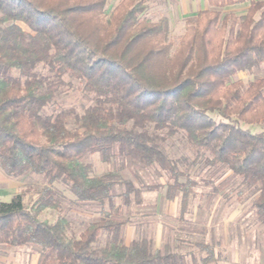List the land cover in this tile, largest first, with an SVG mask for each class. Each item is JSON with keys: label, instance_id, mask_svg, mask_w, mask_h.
Listing matches in <instances>:
<instances>
[{"label": "trees", "instance_id": "obj_1", "mask_svg": "<svg viewBox=\"0 0 264 264\" xmlns=\"http://www.w3.org/2000/svg\"><path fill=\"white\" fill-rule=\"evenodd\" d=\"M186 18L176 43L170 21L147 17L146 0H0V170L10 178L38 176L43 186L30 206L24 194L0 201V245L38 250L36 264H221L222 253L203 240L194 251L155 248L152 239L127 242L132 219L115 204L141 205L145 189L120 180L118 171L94 174L86 161L120 159L167 176L161 203L180 198L184 220L197 199V182L163 144L182 135L205 162L228 169L256 192L255 213L264 225V77L244 85L236 75L264 65V0H207ZM246 5V13L222 10ZM23 25L26 27L24 28ZM82 83L93 103L82 114L46 110ZM74 124V127H70ZM56 185L75 202L102 207V218L79 236L60 215ZM106 242L94 248L101 234Z\"/></svg>", "mask_w": 264, "mask_h": 264}, {"label": "rangeland", "instance_id": "obj_2", "mask_svg": "<svg viewBox=\"0 0 264 264\" xmlns=\"http://www.w3.org/2000/svg\"><path fill=\"white\" fill-rule=\"evenodd\" d=\"M120 1L109 0L108 10H112ZM179 1L182 0H146L147 17L153 21L167 17L171 39L176 43L185 34L187 18L180 11L183 4ZM246 10V5H240L222 10V13L242 16ZM262 77L264 65L251 73L238 74L234 80L248 85ZM66 81L69 83L68 88L59 96L58 102L46 110L47 114L69 108L82 114L93 103V96L83 91L80 81L68 77ZM70 127H74V124H70ZM251 128L261 131L264 125ZM163 146L179 162L182 171L200 182L198 197L184 220L180 215V198L173 203H161L166 193L167 176L164 173L142 165L123 168L119 158L110 165L103 164L98 155L86 158L93 165L95 175L118 171L120 180L130 181L136 187H157L155 191L145 190L141 205L132 202L128 207H124L120 197L124 188L117 185L113 189L115 204L121 206L122 214L133 221L127 229V242L150 238L157 249L170 244L173 251L188 253L195 250L194 241L203 240L215 245L216 250L222 253L224 261L221 264H264V225L257 223L254 205L258 194L245 188L241 179L228 169L208 165L205 162L208 155L198 153L182 135L169 139ZM42 186L41 177L33 175L15 179L7 177L0 170V201H10L23 192L25 203L30 206L38 198ZM56 190L63 203L62 210H47L41 214V219L53 223L60 215L66 216L72 221L73 234L79 236L89 224L102 218L100 205L76 203L63 185H56ZM106 239V234L102 233L94 248L103 246ZM37 258L38 250L35 248L0 245V264H35Z\"/></svg>", "mask_w": 264, "mask_h": 264}, {"label": "crops", "instance_id": "obj_3", "mask_svg": "<svg viewBox=\"0 0 264 264\" xmlns=\"http://www.w3.org/2000/svg\"><path fill=\"white\" fill-rule=\"evenodd\" d=\"M182 2V10L181 12H184V15L186 17L194 15L206 8H208V1L207 0H182L179 1V3ZM180 5V4H179ZM37 262V260H36ZM35 262V264H36Z\"/></svg>", "mask_w": 264, "mask_h": 264}]
</instances>
